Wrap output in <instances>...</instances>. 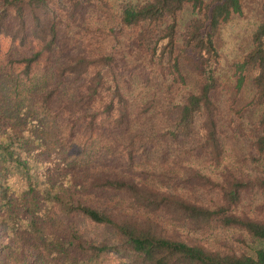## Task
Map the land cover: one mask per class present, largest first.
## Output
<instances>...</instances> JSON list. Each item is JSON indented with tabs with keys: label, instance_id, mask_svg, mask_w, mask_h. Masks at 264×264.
Segmentation results:
<instances>
[{
	"label": "trees",
	"instance_id": "obj_1",
	"mask_svg": "<svg viewBox=\"0 0 264 264\" xmlns=\"http://www.w3.org/2000/svg\"><path fill=\"white\" fill-rule=\"evenodd\" d=\"M114 262L264 264V0H0V264Z\"/></svg>",
	"mask_w": 264,
	"mask_h": 264
},
{
	"label": "rangeland",
	"instance_id": "obj_2",
	"mask_svg": "<svg viewBox=\"0 0 264 264\" xmlns=\"http://www.w3.org/2000/svg\"><path fill=\"white\" fill-rule=\"evenodd\" d=\"M253 17V18H252ZM252 22H253V25L255 24V18H254V14H249L248 18L240 21V22H237V24L234 25V28L233 29H229L227 32H226V41L229 43L231 41V38L229 39V33L231 31H235L236 34H238L240 37L238 38L237 36V39L238 40H241V37L245 34V33H249L251 32V29L252 28ZM236 34L232 37V38H236ZM108 43L110 45H112L110 43V38H109V41ZM159 97L161 98H164L163 96L159 95ZM237 154H239L240 156H242V148L239 146L238 147V152H236ZM80 228L85 232L86 236L91 238V239H94L96 241H102V240H105V239H110V240H113V237H112V234L110 232H108L107 230L103 229V228H93V227H90L88 226V224L86 223H82L80 224ZM212 246L214 247H220L221 243L222 242V239H218L217 241H213V239L211 241H209ZM117 261H120L121 258L117 259L115 258ZM114 264H121L119 262H114Z\"/></svg>",
	"mask_w": 264,
	"mask_h": 264
}]
</instances>
